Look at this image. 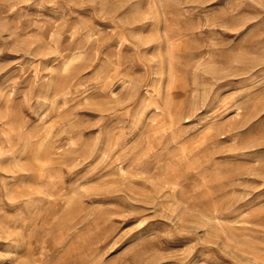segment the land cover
<instances>
[{
    "label": "rangeland",
    "instance_id": "rangeland-1",
    "mask_svg": "<svg viewBox=\"0 0 264 264\" xmlns=\"http://www.w3.org/2000/svg\"><path fill=\"white\" fill-rule=\"evenodd\" d=\"M0 264H264V0H0Z\"/></svg>",
    "mask_w": 264,
    "mask_h": 264
}]
</instances>
